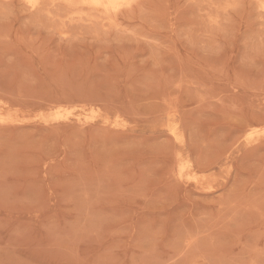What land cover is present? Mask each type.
I'll return each instance as SVG.
<instances>
[{
  "label": "rangeland",
  "instance_id": "obj_1",
  "mask_svg": "<svg viewBox=\"0 0 264 264\" xmlns=\"http://www.w3.org/2000/svg\"><path fill=\"white\" fill-rule=\"evenodd\" d=\"M132 4L0 0V264H264V0Z\"/></svg>",
  "mask_w": 264,
  "mask_h": 264
},
{
  "label": "bare ground",
  "instance_id": "obj_2",
  "mask_svg": "<svg viewBox=\"0 0 264 264\" xmlns=\"http://www.w3.org/2000/svg\"><path fill=\"white\" fill-rule=\"evenodd\" d=\"M27 1V0H25ZM69 2H74L76 4H81L82 6L94 8L98 10H104L107 12V15L109 14L108 11L111 12V10H117L121 6H130L132 4V0H64ZM29 3L32 6H35L37 3V0H29ZM133 5V4H132ZM130 8V7H129ZM81 9V8H80ZM82 10V9H81ZM113 10V11H114ZM86 12V11H85ZM77 13V12H76ZM117 13V12H114ZM119 13V12H118ZM101 14V13H100ZM86 15V14H85ZM110 15V14H109ZM108 15V17H110ZM115 15V14H114ZM1 118V117H0ZM173 132V131H172ZM188 165V164H187ZM186 166V165H185ZM181 171V170H180Z\"/></svg>",
  "mask_w": 264,
  "mask_h": 264
}]
</instances>
